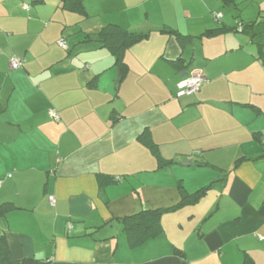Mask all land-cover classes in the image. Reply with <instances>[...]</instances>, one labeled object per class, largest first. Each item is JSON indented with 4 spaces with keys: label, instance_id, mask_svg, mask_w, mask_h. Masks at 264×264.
Segmentation results:
<instances>
[{
    "label": "crops",
    "instance_id": "0c3cea01",
    "mask_svg": "<svg viewBox=\"0 0 264 264\" xmlns=\"http://www.w3.org/2000/svg\"><path fill=\"white\" fill-rule=\"evenodd\" d=\"M61 2L0 0V233L11 257L264 264V62L256 37L235 30L250 20L222 0H82V13ZM107 24L149 33L122 55L120 84L114 56L87 42ZM191 71L205 82L177 98ZM181 188L205 191L130 248L119 220L176 205Z\"/></svg>",
    "mask_w": 264,
    "mask_h": 264
},
{
    "label": "trees",
    "instance_id": "16d2710c",
    "mask_svg": "<svg viewBox=\"0 0 264 264\" xmlns=\"http://www.w3.org/2000/svg\"><path fill=\"white\" fill-rule=\"evenodd\" d=\"M222 1L224 5L230 8H233L236 11L237 18L238 17L240 18L241 11L240 9H238L237 7L238 4L236 3L235 0H222ZM61 4H62L63 9L72 10V11L79 12V13L83 12L82 0H62ZM257 22L258 21H250V22L240 21V27L238 29L235 28V30L241 31L244 33L251 32L252 37L254 38L256 36V33L254 32L255 26L259 24ZM161 30L164 34H170V35L174 34L182 42L186 40L185 37H182L176 31L166 30V29H161ZM229 30H231V28H226V27L210 29V30H207L201 37H214V36H218L221 34H225L226 32H229ZM148 36H149V33L147 32L130 31V30H127L115 24L105 25L95 35H86L87 42L94 41L98 43L101 48L107 49L114 56L115 64L118 67L119 72H120V77L118 80L119 84L124 80L126 73H127V67L123 62L122 55L129 48L142 43L145 39L148 38ZM258 46H259V52H258L259 60H262L264 62V51H262L263 45L258 42ZM13 58H11L10 61ZM10 61H9V68L11 70H18L22 67V62L19 61L18 59L17 61L19 64L16 68L11 67ZM173 65L175 68L179 70L185 68L183 67L180 61H174ZM185 95H189V94H185ZM183 96H180V97H183ZM180 97H177V98H180ZM49 112H48V115L50 116ZM55 114L57 115V113ZM145 140H143L144 145L155 156H158V151H157V147L155 146V144L151 140H148V139H145ZM160 160H159L160 166L169 164V163H166ZM204 191H205V188L193 194H187L183 191V188H181L180 189V201L176 205L172 207H168V208H161V209H155V210H142L136 214L126 216L120 219L119 222L122 224L123 232L125 233L128 246L130 248H136V247H139L145 244L147 241L151 239L159 237L163 233V227L161 225L162 216L165 214H169L171 212H175L184 205L194 204L201 198ZM6 209L7 207L4 205L0 207V217L4 216ZM175 253L177 256L183 258V253H181L180 250L175 249ZM0 264H51V262L45 261V260H37L34 258H23L20 260L13 259L9 251L6 236L3 233H0ZM243 264H255V263L250 259L249 256L245 255L243 259Z\"/></svg>",
    "mask_w": 264,
    "mask_h": 264
},
{
    "label": "built area",
    "instance_id": "2783aa9c",
    "mask_svg": "<svg viewBox=\"0 0 264 264\" xmlns=\"http://www.w3.org/2000/svg\"><path fill=\"white\" fill-rule=\"evenodd\" d=\"M26 8V7H24ZM57 45L60 48L65 49L66 48V43L63 39L59 40L57 42ZM11 67L12 68H16L18 66V61L17 59L13 58L10 61ZM205 82V78L198 72L196 71H191L185 78H183V80H181L178 84H177V93L176 96L180 97L183 96L185 94H192L197 92L200 87L203 85V83ZM50 116L54 119V120H58V116L53 112L50 111L49 112ZM10 177V176H8ZM116 181L120 180L119 178L115 179ZM3 181H0V186L2 184ZM49 203L51 205H54L55 203V199L52 196L48 197Z\"/></svg>",
    "mask_w": 264,
    "mask_h": 264
},
{
    "label": "rangeland",
    "instance_id": "374dc122",
    "mask_svg": "<svg viewBox=\"0 0 264 264\" xmlns=\"http://www.w3.org/2000/svg\"><path fill=\"white\" fill-rule=\"evenodd\" d=\"M237 2L242 20L248 18L250 21H258L259 24L255 26V42L261 43L264 48V0H250L249 3L247 0H237ZM260 9L262 12L259 13Z\"/></svg>",
    "mask_w": 264,
    "mask_h": 264
},
{
    "label": "water",
    "instance_id": "95a60500",
    "mask_svg": "<svg viewBox=\"0 0 264 264\" xmlns=\"http://www.w3.org/2000/svg\"><path fill=\"white\" fill-rule=\"evenodd\" d=\"M186 76H187V74L184 73V77H186ZM188 165H191V166H192V164H189V162H185V163H183V166H188Z\"/></svg>",
    "mask_w": 264,
    "mask_h": 264
}]
</instances>
